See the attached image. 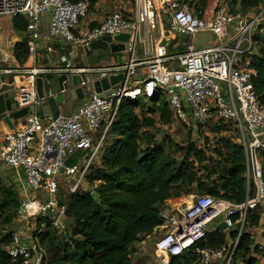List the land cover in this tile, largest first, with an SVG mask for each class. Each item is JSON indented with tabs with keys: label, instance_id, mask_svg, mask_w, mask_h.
Wrapping results in <instances>:
<instances>
[{
	"label": "built area",
	"instance_id": "2783aa9c",
	"mask_svg": "<svg viewBox=\"0 0 264 264\" xmlns=\"http://www.w3.org/2000/svg\"><path fill=\"white\" fill-rule=\"evenodd\" d=\"M231 4L232 0H217L213 13L206 16V8L198 10L183 0H133L132 15L112 12L94 26H82L90 0H0V18L28 20L27 61L19 64L14 59L15 43L9 42L13 60L0 69V74L44 80L45 97L37 98L34 85L25 92L32 97L28 105L44 106L47 98L72 94L79 87L88 93L83 104L55 119L28 113L17 120V130L0 138V175L5 170L22 172L24 186L33 194L22 197L19 208L31 237L27 242L22 232L14 231L5 248L9 257L20 259V264H42L44 251L33 232L38 218L48 219L58 232L65 228L61 182L68 184L67 195L78 190L94 194L98 182L89 185L86 176L99 164L121 104L149 102L158 95L165 97L172 119L201 134L202 143L219 127H224L219 134L235 138L244 154L247 191L239 204L201 193L174 203L167 200L160 210L162 222L154 230L159 261L168 264L171 256L192 251L198 255L197 264H233L243 234L250 241L251 255H264V105L253 91L255 71L249 67V56L255 52L253 35L264 27V6L251 14L233 15ZM43 20H47L45 31ZM164 27L180 39L181 53L168 54L171 40ZM124 32L134 34L127 49L131 58L125 63L119 59L103 67L77 66L69 56L73 47L83 51L93 41ZM200 33H212L214 43L196 49ZM137 43L147 57L133 59ZM139 69H144L141 76ZM73 75L81 81L71 88ZM61 76L65 80L59 91L51 94L48 86ZM118 76L121 79L110 85L107 96L105 91H94L95 82ZM69 161L75 163L68 165ZM254 211L259 212L258 224L250 226ZM221 222L226 225V242L219 248L200 246Z\"/></svg>",
	"mask_w": 264,
	"mask_h": 264
},
{
	"label": "trees",
	"instance_id": "16d2710c",
	"mask_svg": "<svg viewBox=\"0 0 264 264\" xmlns=\"http://www.w3.org/2000/svg\"><path fill=\"white\" fill-rule=\"evenodd\" d=\"M80 1V0H73ZM191 7L204 10L208 0H183ZM99 0H90V10ZM264 6V0H232L231 13L244 15ZM12 29L21 35L13 47L14 59L24 64L28 58L26 27L23 17L11 20ZM95 23L91 26H94ZM255 52L249 56V67L255 71L251 79L253 91L264 105V27L259 26L253 35ZM172 50L169 49L168 53ZM181 47L178 53H181ZM176 54V53H175ZM139 103L123 101L116 118L106 134L100 151L99 164L92 167L86 182H98L94 194L78 190L61 198L65 205L68 231L62 236L51 228L48 219L38 218L33 237L44 251L42 264L46 263V252L50 264H132L133 245L153 234L162 220L160 210L172 199L174 190L184 194L201 193L221 198L232 203H242L247 195L245 159L241 146L221 138L226 151L213 149L208 156L193 143L182 150L169 137L158 144L152 129L157 124L168 125L172 113L163 95L149 101L146 112L136 113ZM224 127L214 129L219 132ZM173 149V152L170 150ZM176 157L174 153H179ZM206 161L211 162L209 166ZM74 161H69L72 165ZM202 169V172L200 173ZM199 172V173H198ZM193 192V193H194ZM21 198L12 186L0 180V264H20L5 251L15 231ZM259 212L249 215L250 226L258 224ZM64 242L60 244V239ZM60 242V243H59ZM226 242V235L219 231L206 234L205 244L219 248ZM250 241L243 234L237 244L233 260L240 258L242 264H257L251 255ZM264 257V255H263ZM198 255L185 252L171 256L168 264H197Z\"/></svg>",
	"mask_w": 264,
	"mask_h": 264
},
{
	"label": "water",
	"instance_id": "95a60500",
	"mask_svg": "<svg viewBox=\"0 0 264 264\" xmlns=\"http://www.w3.org/2000/svg\"><path fill=\"white\" fill-rule=\"evenodd\" d=\"M129 39L128 35L119 34L114 37L104 36L103 38L93 41L90 43L88 48L83 49V51L77 53L75 47L72 48L69 56L79 66V60L81 54L83 58L88 59L90 53L96 50L106 51L109 50L110 53H117L121 50H127L129 45L116 44L121 41H127ZM78 55V56H77ZM121 79L118 77L103 78L102 80L95 82L93 84L94 91L100 93L105 91L104 95L109 94L110 85L117 83ZM65 80L64 76L54 79L50 85L51 94H55L60 89V84ZM81 79L79 75L71 76L69 87L77 86ZM35 85L37 98H44L46 93L44 89V80L42 78H23L12 75L0 74V115L7 114V119L9 121H17L25 117L28 113H36L40 118H52L55 119L59 114L63 112V106L70 102L69 95H57L54 97L47 98L46 104L44 106L35 107L33 105H28L32 101V97L27 95L25 92L27 89L29 91L33 90ZM72 95V100L75 102L74 107L79 106L83 100L88 96V93L82 90V88L74 89ZM69 104V103H68ZM19 209V213H21ZM218 231L223 232L226 229L224 222L219 223L216 226Z\"/></svg>",
	"mask_w": 264,
	"mask_h": 264
},
{
	"label": "rangeland",
	"instance_id": "374dc122",
	"mask_svg": "<svg viewBox=\"0 0 264 264\" xmlns=\"http://www.w3.org/2000/svg\"><path fill=\"white\" fill-rule=\"evenodd\" d=\"M216 3H217V0H208V4L206 7V16H210L213 13L214 8L216 6ZM96 11L98 13H100L101 8H98ZM107 12L110 13V12H113V10H108ZM91 13H92V11L90 10L87 17L84 18V20H82V22H81L82 26H87L89 24H92V23H90ZM93 13H95V12H93ZM251 13H253V12H251ZM251 13L249 12L247 14H251ZM104 14H106V13H104ZM99 15H101V13ZM0 19H2V18H0ZM94 23H97V22H93V24ZM7 27H8V22H6V21L1 22L0 21V30H3V33L7 34V32H9V29ZM10 33L11 34H9V36H8L9 37L8 41L10 43L13 41L18 42L20 40L21 35L16 33L14 30ZM214 37L215 36L212 33H200L196 36L194 47L196 49L206 47V46L214 43V41H215ZM175 44H176V42H175ZM137 47H138V50L140 51L141 50L140 45H138ZM95 61L96 60L94 58H90L89 64H91L93 62L95 63ZM148 107H150L149 102H141L140 101L139 104H137V106L135 108V112L136 113L146 112ZM224 131L227 132V129H225ZM152 132L155 135V139L157 140L159 145H160V143L164 137H169L170 139L173 140V142L175 144H177L178 147L182 148V150L186 149L187 146H189L191 143H193L197 149L204 150L205 154L208 156H214V153L212 152L213 149H220V150L226 151V143H222L220 141L221 138H227L230 140L231 143H234V144L236 141L234 137H232L228 134H224V133L219 134L218 132L211 131L210 136H206L204 142L202 143L200 141V138L202 136L201 134H198L197 132H194L193 130L190 131V129L187 130L185 127H183L176 120H173L168 125H161L159 123L156 125V127L154 129H152ZM182 150H180L179 153H174V155L176 157H180V155L182 154ZM170 152H173V149H171ZM210 164H211V162L208 163V161H206L207 166H209ZM201 172H202V169H201L200 173ZM61 184H62V188H61L60 197L64 198L65 196H67L66 189L68 187V184L64 181H62ZM194 191L195 190H192L190 193H193ZM184 192H186V191H184V190L182 191L180 189L174 190V194H179V195H174L172 198L173 200L171 202L174 203L176 201L181 200V198L185 197L187 194H184ZM20 225H23V224L15 222L13 229L16 231V228H19ZM66 225L67 226L69 225L68 220H67V223H65V226ZM68 230H69L68 227L64 228L60 232V235L63 236L65 234V232H67ZM156 239H157V233L153 232V234H151L150 236L143 238L141 241H139L133 245V251L131 253L132 264H161L158 257L156 256L155 250H154V243H155ZM60 242L59 243L62 244V242H64V239L61 238ZM45 252H46V257H47V259L45 260L46 261L45 264H50L49 263L50 254L47 251H45ZM261 261L264 263V259L263 260L261 259ZM261 261H259V262H261ZM241 263H242V261L238 257L233 260V264H241Z\"/></svg>",
	"mask_w": 264,
	"mask_h": 264
},
{
	"label": "crops",
	"instance_id": "0c3cea01",
	"mask_svg": "<svg viewBox=\"0 0 264 264\" xmlns=\"http://www.w3.org/2000/svg\"><path fill=\"white\" fill-rule=\"evenodd\" d=\"M98 8H101V11H100L101 15H99L100 13H98L96 11ZM108 10H113V12H121L124 14L132 15L133 14V0H99V2L91 10L92 11L91 16H90L91 17L90 23H92L91 25H93V22H100L107 14H109L107 12ZM93 12H95V13H93ZM104 13H106V14H104ZM110 13H112V12H110ZM0 21L1 22H5V21L8 22L7 28L9 29V32H7V34L3 33V30H0V69H1L3 67L10 66V64L13 60L11 49L9 47V41H8L9 40L8 36H9V34H11L10 32H12L13 30L11 28L12 26H11V20L10 19L2 18V19H0ZM46 26H47V20H43V28H42L43 31L46 30ZM164 31H165V36L169 37L171 40V43L169 45L168 50L171 49L172 52L168 53V54L171 55V54L178 53V48H180V46H179L180 39L173 38L172 36H170V34H168L167 30L165 29V27H164ZM122 34L128 35L129 39L127 41H121V42H118L116 44H120V45H127L128 44L129 45L130 42L134 41V34L133 33L124 32ZM214 39H215V37H214ZM20 40H21V38H20ZM175 42H176V44H175ZM12 43H16V42L13 41ZM138 45H140V47H141L140 51L138 50V47H137ZM138 45L136 46L135 52L133 54V59H137V60L143 59L144 57H147L146 55L143 54L142 44H138ZM168 50H167V52H168ZM80 51H82V50L78 49L77 53H79ZM10 53H11V55H9ZM114 54H112L110 52L107 53L105 51L96 50V51L91 52L89 58L86 60L81 55L80 60H79V65L90 66V67H103V66H107L108 64H110L111 62H113L115 60L122 59L121 62L125 63V62H127V60H129L131 58L128 50H121V51H118L117 54L116 53H114ZM6 55H8L10 57H7ZM90 58H94L96 60L95 63L93 62V63L89 64ZM143 72H144V69H139L138 70V76H141L143 74ZM48 87H50V86H48ZM49 89L50 88H48L47 91ZM68 95H69V99H70V102H69V104H70V110L69 111L70 112L73 111L75 108L79 107L81 104H83L84 101L79 106L74 107L75 102L71 98L72 95L71 94H68ZM17 122L18 121H14V122L9 121L7 119L6 113L0 115V138L8 131L17 130ZM0 147H2L1 139H0ZM0 180H2V182L5 185L12 186L13 189L18 193L20 198L31 197L33 195L24 186L22 172L17 173V172H15V170H5L4 172L1 173ZM169 200H173V199H169ZM15 222L23 224V225H20L19 228H16V230H18L20 233L22 232L23 236H25L22 238V240L24 239L25 241L28 242V240H29L28 237H31V234H29L32 231L31 228H27L26 222L22 217L18 218ZM65 223H67V221ZM222 233H224V232H222ZM255 258L257 260V264H261V263L264 264L261 261V259L262 260L264 259L263 255H256ZM259 261H261V262H259Z\"/></svg>",
	"mask_w": 264,
	"mask_h": 264
},
{
	"label": "flooded vegetation",
	"instance_id": "af4514ba",
	"mask_svg": "<svg viewBox=\"0 0 264 264\" xmlns=\"http://www.w3.org/2000/svg\"><path fill=\"white\" fill-rule=\"evenodd\" d=\"M105 52L109 53V50H106ZM69 103V102H68ZM66 103V105L63 107L64 113H69L70 111V104Z\"/></svg>",
	"mask_w": 264,
	"mask_h": 264
}]
</instances>
